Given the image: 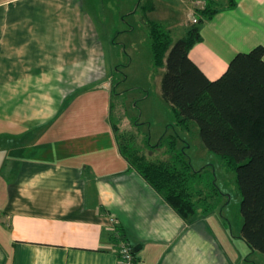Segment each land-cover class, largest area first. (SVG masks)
Wrapping results in <instances>:
<instances>
[{"label":"crops","instance_id":"crops-1","mask_svg":"<svg viewBox=\"0 0 264 264\" xmlns=\"http://www.w3.org/2000/svg\"><path fill=\"white\" fill-rule=\"evenodd\" d=\"M234 1L189 50L210 79L264 46V0ZM98 31L83 3L0 0V264H118L110 217L135 264H240L211 212L182 218L120 152Z\"/></svg>","mask_w":264,"mask_h":264},{"label":"trees","instance_id":"trees-1","mask_svg":"<svg viewBox=\"0 0 264 264\" xmlns=\"http://www.w3.org/2000/svg\"><path fill=\"white\" fill-rule=\"evenodd\" d=\"M227 1L228 7L235 5L234 0ZM214 4L206 0L195 12L197 21L175 41L162 24L148 21L152 59L155 66L165 67L161 95L177 123L186 126L194 121L207 150L235 171L241 238L251 250L264 254V46L237 53L219 77L210 79L189 50L201 40L199 24L217 11ZM113 114L112 96L111 124L120 152L182 218L213 211L221 193L202 178L201 170L192 168L175 138L165 144L167 155L152 160L143 148L146 144H139L135 133Z\"/></svg>","mask_w":264,"mask_h":264},{"label":"rangeland","instance_id":"rangeland-1","mask_svg":"<svg viewBox=\"0 0 264 264\" xmlns=\"http://www.w3.org/2000/svg\"><path fill=\"white\" fill-rule=\"evenodd\" d=\"M35 3L45 0H31ZM56 3H83L100 28L98 39L104 44L105 62L95 82L111 91L113 117L135 133L152 160L164 157L167 140L175 138L176 147L189 160L202 178L214 184L221 193L218 204L209 215L219 233L226 232L232 248L241 257L240 264H264V254L251 250L241 238V194L236 173L221 162L203 144L194 121L180 125L171 106L162 98L160 82L164 66L153 64L148 21L162 24L173 40L185 35V0H47ZM204 4L206 0H193ZM221 1V0H219ZM221 3H217V6ZM86 6V7H85ZM110 38H104L107 32ZM117 32V33H116ZM112 60L113 64H110ZM90 83L89 85H91ZM88 85V86H89ZM86 90L85 87L81 91ZM99 90V91H100ZM101 93V92H99ZM222 228L224 230H222Z\"/></svg>","mask_w":264,"mask_h":264},{"label":"built area","instance_id":"built-area-1","mask_svg":"<svg viewBox=\"0 0 264 264\" xmlns=\"http://www.w3.org/2000/svg\"><path fill=\"white\" fill-rule=\"evenodd\" d=\"M196 4L199 5L201 8L204 7V4L199 3V1ZM191 21L192 23H195L197 21V18L196 16H194V13L191 16ZM109 223L110 232L114 239L112 249L117 254L118 264H135L136 259L135 253L132 252V245L126 238L121 235L118 226V221H116L114 217H110Z\"/></svg>","mask_w":264,"mask_h":264},{"label":"water","instance_id":"water-1","mask_svg":"<svg viewBox=\"0 0 264 264\" xmlns=\"http://www.w3.org/2000/svg\"><path fill=\"white\" fill-rule=\"evenodd\" d=\"M139 248H140V245L132 246V252L136 253Z\"/></svg>","mask_w":264,"mask_h":264}]
</instances>
